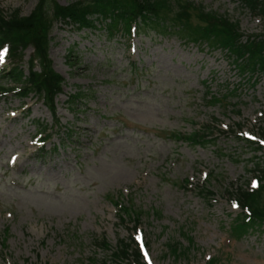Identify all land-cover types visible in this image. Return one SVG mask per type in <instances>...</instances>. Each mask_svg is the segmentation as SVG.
<instances>
[{
	"label": "rangeland",
	"instance_id": "1",
	"mask_svg": "<svg viewBox=\"0 0 264 264\" xmlns=\"http://www.w3.org/2000/svg\"><path fill=\"white\" fill-rule=\"evenodd\" d=\"M187 1L238 22L245 37L264 32L238 0ZM36 6L0 0L6 13ZM51 38L65 79L56 117L34 95H0V264H119L94 239L115 248L131 237L149 264H264V225L232 233V193L254 187L263 164L264 78L176 32L111 38L56 22ZM10 66L1 54L0 77ZM79 88L87 97L73 106ZM207 128L208 143L186 140ZM119 203L143 213L139 226L120 218ZM173 244L186 253L169 254Z\"/></svg>",
	"mask_w": 264,
	"mask_h": 264
},
{
	"label": "trees",
	"instance_id": "2",
	"mask_svg": "<svg viewBox=\"0 0 264 264\" xmlns=\"http://www.w3.org/2000/svg\"><path fill=\"white\" fill-rule=\"evenodd\" d=\"M239 1L241 6L264 24V0ZM194 19L197 25L193 24ZM56 22L78 30H102L111 38L146 31L158 34L176 32L186 43L206 44L213 51L225 52L242 75L252 74L254 78L264 76V32L245 37L238 22L207 11L205 7H196L187 0H81L66 7L54 0H37V6L29 16H24L20 10L10 13L0 10V53L7 49L11 59L10 69L0 79L8 87L0 85V93H14L21 97L36 95L54 115L56 99L63 93L65 84L64 78L54 71L49 56L51 31ZM28 48H32L34 53L26 74L23 65ZM86 97L85 91L79 88L70 97L69 103L76 106L78 101ZM210 130L207 128L196 132L186 140L197 144L208 143L207 137L212 133ZM175 137L184 140L182 136ZM253 175L257 180L256 188L242 186L232 194L244 211L232 226V233L237 238L247 234L251 228L264 225V159ZM202 191L206 199L213 196L206 187ZM117 206L122 220L129 218L130 222L140 223L143 213L139 215L125 205ZM94 244L99 249L111 252V258L119 264H147L142 247L134 238L120 240L115 248L106 239L95 240ZM186 250L180 244L168 246V253L175 257L186 253ZM216 263V260H212L208 264ZM90 264L107 263L92 261Z\"/></svg>",
	"mask_w": 264,
	"mask_h": 264
}]
</instances>
